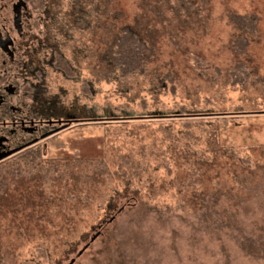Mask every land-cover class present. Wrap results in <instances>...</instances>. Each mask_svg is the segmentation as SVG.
<instances>
[{
	"label": "rangeland",
	"instance_id": "1",
	"mask_svg": "<svg viewBox=\"0 0 264 264\" xmlns=\"http://www.w3.org/2000/svg\"><path fill=\"white\" fill-rule=\"evenodd\" d=\"M40 8L29 37L42 65L35 88L55 118L74 119L38 143L44 158L103 157L112 122L128 130L143 121L164 140L156 148L172 171L151 160L143 188L121 185L113 168L105 178L49 183L8 176L0 264H35L40 245L44 264H264V0H43ZM231 11L259 16L240 54ZM124 24L149 51L145 73L118 85L102 58ZM54 52L71 74L54 65ZM193 55L207 64L195 66ZM235 62L248 69L244 83L230 81ZM129 113L146 118L120 119ZM111 117L119 119H102ZM187 118L204 124L185 128Z\"/></svg>",
	"mask_w": 264,
	"mask_h": 264
},
{
	"label": "trees",
	"instance_id": "2",
	"mask_svg": "<svg viewBox=\"0 0 264 264\" xmlns=\"http://www.w3.org/2000/svg\"><path fill=\"white\" fill-rule=\"evenodd\" d=\"M42 1L39 0L36 7L42 6ZM230 20L234 22L235 26L240 30L232 40V49L235 53L240 54L248 45L246 35H254L257 33L256 23L259 16L255 14H237L233 11L228 13ZM149 48L142 36L135 31L130 25L124 24L119 28L118 33L108 41L107 47L104 50L103 74L107 77V81L117 80L116 82L122 84L130 81L138 75H142L146 71L145 54ZM54 65L58 67L64 74H71V67L64 55L60 52H54ZM195 66L203 67L207 64L199 57L193 55ZM248 75V69L241 63H233L231 71L229 72L230 81L233 84L244 83V79ZM264 78V76H263ZM173 81L171 73H165L162 81ZM171 91L174 92L175 87L170 84ZM83 89L88 90L87 85L83 84ZM145 103V99L142 98ZM186 104L181 106L185 109ZM183 112V111H181ZM137 114L129 113L120 119H144L146 116H136ZM178 115V114H176ZM180 116L193 117L194 114H179ZM174 116V115H167ZM157 117H165V115H157ZM102 119H119V118H102ZM200 119V118H199ZM107 130V137L105 140L104 156L91 158H73L72 160L65 159H48L44 158L42 147L31 146L20 151L16 161H1L0 162V198L4 193L6 187V178L8 176L23 177L32 174L40 175L45 182L49 183L51 180H64L68 177L72 179L83 180L89 174L99 175V177H109L110 168H113V173L120 179L119 182L124 186L137 185L143 188L147 183L144 176L149 172L151 160H154L156 165H163L167 173L170 174L172 169L169 166L170 158L163 152L157 151V141L163 142L162 138H158L154 130H151L149 124L143 121H135L128 127L126 122H112ZM185 128L197 126V124H204L203 120L194 118H187L182 122ZM109 125V124H108ZM175 140L188 143L184 135L179 137L173 131L168 132ZM128 136V137H127ZM151 136L150 145L146 142V138ZM187 146V145H186ZM154 147L156 149H154ZM148 150V151H147ZM20 159V160H19ZM156 169V168H154ZM153 169V170H154ZM77 173L79 175L77 176ZM34 252L41 258L33 260L35 264H44L48 262L47 248L43 245L34 248Z\"/></svg>",
	"mask_w": 264,
	"mask_h": 264
},
{
	"label": "flooded vegetation",
	"instance_id": "3",
	"mask_svg": "<svg viewBox=\"0 0 264 264\" xmlns=\"http://www.w3.org/2000/svg\"><path fill=\"white\" fill-rule=\"evenodd\" d=\"M38 1L0 0V156L16 150L0 162L38 145L74 121L55 118L49 109L51 105L39 99L35 88L33 79L39 74L40 63L38 55L31 54L34 44L29 45V37L34 35L32 29L40 18L35 13L42 9L36 7ZM65 124L68 125L63 127Z\"/></svg>",
	"mask_w": 264,
	"mask_h": 264
},
{
	"label": "water",
	"instance_id": "4",
	"mask_svg": "<svg viewBox=\"0 0 264 264\" xmlns=\"http://www.w3.org/2000/svg\"><path fill=\"white\" fill-rule=\"evenodd\" d=\"M68 124H65L63 127H65V126H67ZM62 127V128H63ZM55 131V130H54ZM51 132H49V133H46V134H44L42 137H44V136H46V135H48V134H50ZM16 150H11V151H9V152H6L5 154H3L2 156H0V159L2 158V157H5V156H7V155H9V154H11V153H13V152H15Z\"/></svg>",
	"mask_w": 264,
	"mask_h": 264
}]
</instances>
